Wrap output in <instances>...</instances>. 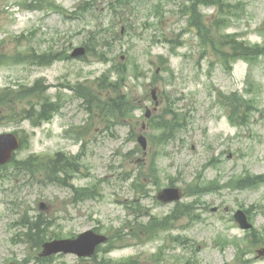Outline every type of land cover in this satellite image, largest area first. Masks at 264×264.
<instances>
[{
  "label": "rangeland",
  "instance_id": "1",
  "mask_svg": "<svg viewBox=\"0 0 264 264\" xmlns=\"http://www.w3.org/2000/svg\"><path fill=\"white\" fill-rule=\"evenodd\" d=\"M188 3L0 0V48L16 56V62L0 66V90L39 83L40 89L31 90L28 98L57 105L51 120L36 126L21 114L12 121L0 118V133L17 131L25 138L17 159L22 164L30 159L31 167L30 174L15 162L0 168V264H185L177 257L190 258L193 264H264V253L259 254L264 249V182L256 184L253 178L236 182L241 176L264 174V58L250 65L243 58L216 56L213 48L199 46L198 31L220 15L215 6L194 5L190 10L194 21L188 26V15L180 12L192 5ZM232 3L228 26L216 22L215 41L208 31L206 38L220 48L228 43L221 40L223 34L264 43V0ZM80 46L86 54L71 57ZM43 54L56 60L36 58ZM118 82L122 98L127 96L122 105L139 108L129 115L124 112L126 119L119 124L108 123L99 100L116 95ZM151 86L164 95L154 116L169 103L189 114L188 127L175 131L173 140L162 128L143 127L148 123L146 109L155 106ZM233 92L247 101L223 96ZM222 98L238 109H254L246 118L250 121L234 125ZM130 130L136 134L131 136ZM141 133L147 137L146 151L137 140ZM58 152L61 162L79 156L70 158L76 169L54 166L51 160ZM41 160L53 168L57 184L44 177ZM152 166L159 183L149 181L137 192L138 171H151ZM214 178L219 187L236 182L241 189L223 186L217 192L183 198L182 202L198 200L193 216L179 219L174 228H161L154 239L133 237L143 230L137 226L127 235L131 224L126 221L135 214L132 200H141L146 213L164 217L175 203L154 198L158 189L173 182L185 190L193 181ZM83 190L91 198L79 195ZM240 209L247 211L254 229L240 227L235 219ZM137 213L143 222L149 218L144 210ZM34 220L45 225L25 238V226ZM89 230L109 237L102 245L106 250L96 259L71 253L40 256L45 243L59 249L56 242ZM159 252L156 263L153 256Z\"/></svg>",
  "mask_w": 264,
  "mask_h": 264
},
{
  "label": "trees",
  "instance_id": "2",
  "mask_svg": "<svg viewBox=\"0 0 264 264\" xmlns=\"http://www.w3.org/2000/svg\"><path fill=\"white\" fill-rule=\"evenodd\" d=\"M201 1L207 4H218L220 5L221 8L225 2L223 0H201ZM192 8L193 6L190 7V10ZM185 10L186 8L183 9L182 11H185ZM221 10H224V9H221ZM227 38L229 40L226 42L232 45L233 50L236 51L235 54L242 52L244 54L242 53L241 54L245 56L247 59L255 58L258 56H264V48L262 49V47L260 46L244 47L242 44L238 43L237 40H235L232 35L227 36ZM116 84L119 85L120 83L118 82ZM37 89H40L39 83H37L31 88H28L27 86H21L20 88L16 90L11 88V89H7L1 92L0 93V110H4L5 112L0 115V118L13 120L17 116H19V114H21L26 119H30L35 125H37V122L39 123L43 120H49L52 117V113L57 110L56 109L57 105L54 102L50 101L49 99H44V100L29 99L28 97L32 95L33 93V91L31 90H37ZM88 100H90V98H88ZM124 100H126V98L125 97L122 98V96L119 95L117 96L116 99L115 98L108 99L106 103H102L100 100L99 102H101L104 105L105 114H110V113H113L114 110H117V109L121 110V106H122L121 104ZM25 105L27 107H25ZM163 122H166L169 128H175V125L172 121L167 120ZM61 158H62V154H59L58 158L51 160L53 161V165L55 166L58 163L63 164V165L66 164L67 166H74V169H76L74 165L75 163L71 161L70 158L63 162H61ZM40 162H41L40 163L41 165H39L40 169H42L47 174V176L50 175V177L56 180L57 177L55 175H52L53 168L50 165H44L46 163L43 160H41ZM29 163H30V159L28 161H23V164L20 161H17L16 165L18 166L20 170H27L28 172H30L31 167ZM79 195L85 196L86 198H91L92 196V194H88L86 190H83ZM38 227L39 226L34 227V228L37 229Z\"/></svg>",
  "mask_w": 264,
  "mask_h": 264
},
{
  "label": "water",
  "instance_id": "3",
  "mask_svg": "<svg viewBox=\"0 0 264 264\" xmlns=\"http://www.w3.org/2000/svg\"><path fill=\"white\" fill-rule=\"evenodd\" d=\"M78 52L80 51L77 50L75 54H77ZM18 146H19V141L15 134L8 133V134L0 135V164L7 162L12 157L13 150H15ZM174 192L176 191L175 190L166 191V193H171V194ZM86 238L91 239L94 242L90 243V249L88 251L83 252V249L85 248L84 245L87 244V241H85ZM103 239L104 238L100 236L97 237L93 236L90 232H88L77 240L67 241V243L64 245L63 248L65 251H74L79 254H91L93 252V247H95V245L98 242L102 241Z\"/></svg>",
  "mask_w": 264,
  "mask_h": 264
}]
</instances>
